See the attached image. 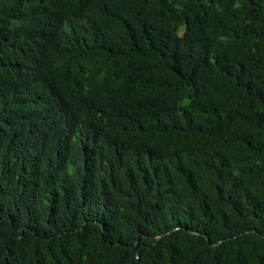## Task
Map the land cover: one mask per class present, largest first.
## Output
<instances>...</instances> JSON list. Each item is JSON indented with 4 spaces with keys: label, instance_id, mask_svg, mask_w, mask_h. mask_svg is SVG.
<instances>
[{
    "label": "trees",
    "instance_id": "16d2710c",
    "mask_svg": "<svg viewBox=\"0 0 264 264\" xmlns=\"http://www.w3.org/2000/svg\"><path fill=\"white\" fill-rule=\"evenodd\" d=\"M0 264H264V0H0Z\"/></svg>",
    "mask_w": 264,
    "mask_h": 264
},
{
    "label": "bare ground",
    "instance_id": "6f19581e",
    "mask_svg": "<svg viewBox=\"0 0 264 264\" xmlns=\"http://www.w3.org/2000/svg\"><path fill=\"white\" fill-rule=\"evenodd\" d=\"M141 153V152H140Z\"/></svg>",
    "mask_w": 264,
    "mask_h": 264
}]
</instances>
